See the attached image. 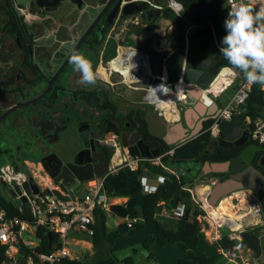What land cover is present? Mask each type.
<instances>
[{
	"label": "flooded vegetation",
	"instance_id": "af4514ba",
	"mask_svg": "<svg viewBox=\"0 0 264 264\" xmlns=\"http://www.w3.org/2000/svg\"><path fill=\"white\" fill-rule=\"evenodd\" d=\"M150 1L162 5L161 0ZM117 2L118 0L27 1V9L36 14L34 22L37 27L22 32L25 47H13L11 54L12 58L17 60L23 53L27 55L29 63L23 67L12 65L10 72L15 74L21 71L25 78L16 77L15 85L21 89L17 93L19 97H0V115L12 106L36 98L82 37L84 39L75 52L82 53L91 60L96 83H79L80 73L73 70L74 66L69 60L44 96L11 112L0 122V163L6 161L24 169L31 166L38 169L37 177H40L41 182L61 186V181L57 182L55 175L51 177V164L47 160L41 162V158L50 156V160H57V156L63 159L64 163H73L74 156L82 151V158L88 155L92 164L98 163V159L102 161L104 154L109 167L111 159L115 156L133 157L123 146L124 143L136 144V148L130 146L134 152L140 151L138 141L147 145L149 150L159 149L158 146L162 145L165 128L161 115L152 112V109L144 104L143 97L138 95L143 91L142 87L132 83L130 88L126 89L123 88V83L126 82L124 79L119 77L121 80H114L116 74L107 71L110 59L106 60L105 57L113 51L116 53L118 47L142 50L148 40H141L143 45L137 46L135 36L146 31L155 33L158 27L154 28L153 25L163 17L160 15L154 19L152 16L149 20L145 17L146 25L143 26V19L137 15L122 17L120 7L116 6ZM112 14L117 15L113 18ZM110 21H113V24L108 27L107 22ZM159 41L161 49L167 45L173 47L174 41L165 34ZM212 57L213 55L210 58ZM213 68H217L216 62L213 63ZM150 123L157 124L160 131L153 132ZM204 125L205 123L203 127ZM242 129L248 131L245 124ZM237 134L238 129L225 135L223 139L217 135L213 138L209 154L219 155L218 149L229 153L233 151L235 155L228 159L232 160L239 156L246 146H258L253 140L245 145L236 144ZM261 149L258 146L250 164L264 175V152ZM66 155L70 157L66 159ZM204 162L199 163L202 166ZM241 166V163L235 162L234 174L239 173ZM208 173L218 180L231 175L229 170ZM6 188L8 187L2 185L4 193ZM203 190L207 191L206 188ZM244 190L247 189L237 191ZM248 191L255 201L259 200L257 191ZM259 227L264 232L263 222ZM257 228H254L253 232L258 233Z\"/></svg>",
	"mask_w": 264,
	"mask_h": 264
},
{
	"label": "trees",
	"instance_id": "16d2710c",
	"mask_svg": "<svg viewBox=\"0 0 264 264\" xmlns=\"http://www.w3.org/2000/svg\"><path fill=\"white\" fill-rule=\"evenodd\" d=\"M168 0H161L163 8L161 16L164 19L172 20L174 15L166 6ZM181 6V17L183 23L188 21L194 26V29L189 34L188 39L195 43L201 50L209 51L213 56L220 53L214 40L212 25L219 16L222 9L221 2L218 0H176ZM22 7V5H20ZM0 10L4 15V19L0 20V31L14 38V47L18 48L22 45V32H27V29H33L27 25L23 16H17L10 0H4L3 5H0ZM21 22V23H20ZM23 27V28H22ZM179 33L177 36L182 35ZM176 36V39L178 37ZM172 39V36H170ZM173 42V40H172ZM5 47L1 49L0 54V97L3 95H13L11 98H17L20 87L16 84L17 79L25 78L23 72L11 73L12 65H28L29 59L27 55L21 53L20 57L15 60L12 58V52L5 53ZM115 55V51L107 55L105 59H111ZM163 56L159 55L156 58H151V66L153 73L159 75L161 73ZM7 62L11 65L6 66ZM216 66L231 67L224 57H220L216 61ZM232 68V67H231ZM21 74V75H20ZM150 108V107H149ZM152 109V108H151ZM243 113L249 116L252 120L256 118H264V89L259 85H251L245 100V109ZM211 120L205 122L206 129ZM203 129V130H204ZM201 131L199 135L187 141L180 146H172L164 141L158 146L159 151L174 149L171 155L161 157L160 163L150 161H141L139 168L131 170L128 166L121 165L114 172L108 173L103 182V189L110 198L126 197L127 201L123 204H113L108 210H94V222L91 225L90 233L77 232V239L90 242L92 252H84L72 260H66L64 264H135L132 257H126L122 260L117 259L112 255V246L116 239L120 238L125 233L135 232L146 227L152 221H156L152 232L142 241V247L147 251L148 259H155L152 247L161 248L166 245H178L186 254L180 257L178 264H223L219 261L221 255L218 254V249L229 248L233 245V240H230L226 235L222 239L211 243L215 254L208 255L202 251L200 247L205 244L206 237L200 231L198 216L202 214L200 206L193 201L192 195L187 188V180L184 176L171 172L168 169L169 165H175L185 160H193L195 162L210 161H225L235 153H229L226 150L218 149L219 155H210L209 149L213 142V137L207 131ZM264 152V145H258ZM148 171L152 177L163 176L164 180L157 190L153 193L143 192L141 185V174L143 171ZM19 205L11 200H7L0 196V209L4 210L8 216H17L23 220H31L27 204H22L23 212H20ZM184 206L183 213L174 220L169 218L164 221H157L156 216L164 208L170 216L175 214ZM109 215L119 218L117 226L110 230L107 226ZM137 219L132 223L131 227L127 226V220ZM173 224V225H172ZM39 240L38 246L34 249L37 253H49L59 246L57 237L54 233L44 229H38L36 232ZM5 246L0 244V260L4 258ZM25 253H31L26 246H22ZM222 258V257H221Z\"/></svg>",
	"mask_w": 264,
	"mask_h": 264
},
{
	"label": "built area",
	"instance_id": "2783aa9c",
	"mask_svg": "<svg viewBox=\"0 0 264 264\" xmlns=\"http://www.w3.org/2000/svg\"><path fill=\"white\" fill-rule=\"evenodd\" d=\"M221 2L222 9L226 16L231 5L238 0H218ZM247 2V0H245ZM154 8H163L157 4L151 3ZM166 6L171 10L172 14L179 19L181 17V4L176 0H168ZM14 8L19 16L25 17L24 20L34 22L36 20V14H31L28 9L19 4H14ZM187 27L184 35L188 37L189 31L194 28L188 21H186ZM135 50H139L143 53L140 55ZM1 51V42H0ZM1 54V52H0ZM128 55H136L140 57L141 62H131L127 59ZM114 63L116 67L111 66ZM148 57L140 49L123 48L118 47L115 55L110 59L107 71L116 74L126 81L124 74L121 73V68L129 66L128 76L132 83L142 82L145 87L144 91V104L156 111L163 103L169 104L168 101H172L173 104L176 101H180L185 96L187 89L192 86L186 82H180L176 86L178 89H174L172 83L165 77L157 76L153 73L152 66L149 67ZM138 64V65H136ZM151 65V63H150ZM162 66L164 68L163 62ZM221 74V76H220ZM240 78V72L238 69L231 67H221L217 74V77L210 85V87L202 91L203 102L206 106L211 105L216 101L219 96L225 92L229 87L234 85V82ZM135 81V82H134ZM131 83V84H132ZM176 84V83H174ZM249 85L245 78L239 79V82L235 85L232 94L226 99L224 103L220 105L218 114L211 119V123L204 130L210 133L215 138L217 136L218 124L222 121H228L233 115H238L241 110L239 105L245 104V100L250 90ZM180 88V91H179ZM179 91V92H178ZM178 92V94H175ZM175 96V97H174ZM245 125L249 132L250 138L257 145H264V118H256L252 120L249 116L245 115ZM174 149L164 150L163 153L152 159L149 158H137V157H123L119 159V166H128L131 170L139 168L141 161H150L153 163H160L161 157L165 155H171ZM118 166V167H119ZM114 172V171H111ZM38 175V174H37ZM36 177V180L32 178L30 181V174L27 171L17 169L12 165H4L0 167V181L6 182L9 186L12 183L17 184L21 188V193L15 198L19 202V210L23 212L21 207L24 204L20 197L26 198L25 204H27L28 211L31 220H23L17 216H8L7 213L0 209V244L5 246L4 258L0 260V264H64L66 260H72L77 256H74L73 246L76 242L85 241L77 239L75 233L88 232L90 233L91 225L94 222V210L98 208L100 210H108L109 196L103 189V182L106 177L92 178L86 181H81V188L79 193L74 197L69 195V189L61 186H56L50 183H44L40 181V177ZM141 185L143 192L153 193L157 190L158 186L163 183L164 177L156 175L152 177L148 171H143L141 174ZM28 184V188L24 184ZM36 184L38 192L34 193L31 184ZM57 190L62 194L65 200L58 198L56 195L46 193V190ZM192 195V199L202 209V214L198 216V222L201 225H206L209 229V238L211 241L216 242L222 239L223 235H226L230 240H233V245L229 248L218 249V254L224 259L223 264H258L253 262L246 255V246L243 239L240 236V232L248 224L256 223L254 220L250 221L247 213L250 210L248 206V200L244 198V191L233 192L225 201L227 202L228 210L230 209L236 217L237 227L230 225L228 214H219V212L210 211L211 204L204 197L203 200H197L193 195L190 188H187ZM85 192V195H82ZM250 193V192H249ZM251 194V193H250ZM252 195V194H251ZM239 200L238 204H233L232 199ZM253 205V204H252ZM184 206H181L178 210H175V216L179 217L183 213ZM253 208L254 205H253ZM256 210V209H255ZM259 221V216L257 214ZM254 219V218H253ZM249 220V221H248ZM137 219L127 220V226L131 227L132 223ZM38 229H44L48 232H52L56 235L59 246L50 251L49 253H37L34 249L38 246L39 240L36 232ZM222 229H226L223 231ZM27 233V234H26ZM23 235L30 236L31 240H24ZM74 243V244H72ZM22 246L28 247L32 250L31 253H25Z\"/></svg>",
	"mask_w": 264,
	"mask_h": 264
},
{
	"label": "water",
	"instance_id": "95a60500",
	"mask_svg": "<svg viewBox=\"0 0 264 264\" xmlns=\"http://www.w3.org/2000/svg\"><path fill=\"white\" fill-rule=\"evenodd\" d=\"M116 6L118 8L120 7L122 17L137 15L142 18L144 21L142 24L143 26L146 25L145 17L147 20H149L152 16L154 17V19H156L161 15L158 8H154L151 6L150 0H118ZM116 15L117 14H112V17L115 18ZM112 24L113 21L107 22L108 27H110ZM83 39L84 37L81 38L80 42ZM79 43L65 58L55 74L50 79H48L46 88L33 100L12 106L8 110L3 112L0 115V122L5 119L11 112L23 108L32 103L34 100L40 99L42 96H44L50 89L51 85L60 74L66 63L69 62L70 56L77 49ZM173 46L174 47L167 45L164 49H162V52L164 53L163 65L165 73L167 75V79H169V81L172 83L173 88L180 82H186L197 88V90H193L196 95L199 94L200 91L208 89L210 85L214 83L220 69L218 67L213 68V63L216 62L222 56V54L217 53L212 58H198L190 56L186 52V44H180L179 40L177 39L174 40ZM135 51L140 55H143L141 51ZM174 89H178V86H176V88ZM196 108L200 112H202L203 110V107L201 105H198ZM239 108L241 110H244L245 104L241 103L239 105ZM206 110V115H209L210 117L200 118L197 122L196 127L191 129L190 132H188V128H185L182 122L167 124L163 135V140L165 141V143L172 146H180L196 137L199 134L200 129L203 127L202 122L205 119L211 120L218 114L219 104L214 101L210 106L206 107ZM244 119L245 114L243 112H240L238 115H233L230 120L220 122L218 124L217 135L220 137V139H223L225 135L231 134L233 131H235V129H238L239 134L235 136L237 137L235 143L238 145H245L249 143L252 140L249 136V132L242 129L245 124ZM132 145L133 143L123 144V146L127 148L129 155L133 157L152 159L154 157H157L160 153L159 149L149 150L147 145L141 144L139 141L137 145L140 151L134 152L130 147ZM135 145L136 144H134L132 147L136 148ZM257 149L258 146L255 145L246 146L241 151V154L233 158L232 160L218 162L205 161L203 164V172L218 173L229 170V172L231 173L229 177L226 176L224 178H220L219 180L217 179L210 186L207 192V201L211 204H216L221 200L227 199L233 192L237 191L238 189H247L244 190V198L254 205L260 222L245 226L244 229L240 232V236L243 239L246 248L254 254L256 260L258 261V264H264V232L263 229L259 227L261 221L264 223V175L250 164L252 155ZM86 151L88 152L89 150L86 149ZM81 154H83L82 151L78 152L74 156L73 163H64V160L58 158L57 156V160H50V156H47L45 158L43 157L40 160L41 162L47 160V162L51 164L49 167V169L53 171L51 177L55 175L56 181H61V187H63L64 189H69V195L71 197H74L79 193V190L81 188V184H79V182L86 181L94 177L100 178L110 172V168L106 164L104 154L102 156V161L98 159V163L96 164H92L90 162L88 155L87 157L82 158ZM69 157L70 155H66V159H68ZM235 162H239L242 165L238 174H234V172H236L234 168ZM17 169L18 167H16V170ZM31 180L32 178H30V181ZM0 183L3 186H8V194L13 198H16L21 193V188L15 183H12L11 186L7 185V183L3 181H0ZM27 185V183L24 184L25 188L29 187ZM31 188L34 193L38 192L36 184L32 183ZM248 190L257 191L259 200L255 201ZM46 193L56 195L62 200L67 199L55 189L50 191L46 190ZM82 195L84 196L85 192H82ZM20 200L23 203L26 202V198L24 196H21ZM232 203L236 205L239 203V200L233 198ZM254 228L259 229V232H253Z\"/></svg>",
	"mask_w": 264,
	"mask_h": 264
},
{
	"label": "rangeland",
	"instance_id": "374dc122",
	"mask_svg": "<svg viewBox=\"0 0 264 264\" xmlns=\"http://www.w3.org/2000/svg\"><path fill=\"white\" fill-rule=\"evenodd\" d=\"M12 3H13V6L14 4H19V5H22L24 7H26V3L28 0H10ZM15 2V3H14ZM4 3V0H0V5L2 6ZM27 8V7H26ZM29 11V10H28ZM31 14H35L31 11H29ZM3 13L1 12L0 10V20L4 19V15H2ZM25 18V17H24ZM226 19V15L223 11V9H221L220 11V14L219 16L216 18V20L214 21V26H213V33H214V36L215 38L218 37V41L221 43V40L223 38V36L226 35V30H225V27H224V21ZM26 22H28V24H32V23H29L30 21H27V20H24ZM157 20L156 24L153 25L154 28L161 26L162 27V30L164 32V34L168 33V29L170 26L173 27V31L176 32V33H180L182 32L183 29H185L187 27V24H183L181 22V19H179L178 17L174 16L172 18V20H170L167 24L164 22V21H161ZM221 21L223 22V25L221 26ZM216 22V23H215ZM2 22L0 21V24ZM220 23V24H219ZM30 26V25H29ZM32 28V27H31ZM153 28V29H154ZM152 29V28H151ZM141 31V29L139 30V32ZM153 31V30H152ZM0 34H1V38L3 39V42L6 44V50H8V52H11L14 45H13V41H14V38L10 35H6L5 33H2L0 31ZM164 34H160V35H157L155 33H151L150 32V35H148L149 37L147 38L148 40V43H145V44H148L146 46L150 47L152 49V54L153 56H151L152 58H156L158 57L159 55L163 56L164 53L162 52V49L160 48V45H159V39H161L162 37H164ZM184 33L182 34L181 38H182V41L184 42L185 40H187V36H183ZM167 36V34L165 35ZM137 47V46H136ZM164 49V48H163ZM189 53L190 55H194V56H208V55H212L209 51H203L201 50L195 43L193 42H189ZM9 65H11L10 62H7L6 66L8 67ZM99 69H101L99 67ZM116 79L119 81L121 80L119 77H117L116 75H114V80L116 81ZM133 81H131L130 79L126 80L125 83H123V88H126V89H129V85H131ZM135 82V81H134ZM137 83V84H136ZM135 85H137L138 87H145L144 83H140V82H136ZM237 84V81L234 82V85ZM140 85V86H139ZM233 87V86H232ZM140 91V90H139ZM230 91L231 89L229 88L226 92H224L221 97L223 99H227L230 95ZM140 94V96H144V91H140V93H138V95ZM141 100V98H140ZM199 103V101H197L195 103V105H197ZM151 110V108H150ZM152 112H159V111H156L154 109L151 110ZM165 116V115H164ZM168 117H170V114L169 115H166ZM165 118V117H164ZM189 118V117H188ZM194 119V118H193ZM189 121H190V118H189ZM192 122H194V120L191 119ZM150 126V129L153 131V132H159L160 131V127L155 124V123H150L149 124ZM173 171H175L176 173L178 174H184V175H187L185 176L186 179H194L196 178V183L198 184V186H200V184H205L207 185L205 188L208 189V187H210V185H212V183H214L217 178L213 175H210L211 173H208L207 174H203L200 170V163L199 162H195L193 160H185L181 163H178V164H175V165H169ZM109 167L111 169V162L109 164ZM113 167V166H112ZM116 167V166H115ZM205 173V172H204ZM201 176H203L204 178L202 179ZM8 187V186H7ZM201 187V186H200ZM204 188H199L198 189V192H201V191H204L203 190ZM7 190L8 188H6V192L4 193V189H2V184L0 183V196L7 199V200H11L15 203H17L19 205V202L11 197L8 193H7ZM248 206L250 208H253V205L251 204V202H248ZM162 213V210L159 214ZM163 217V216H162ZM162 217H159V218H162ZM165 220L169 219L170 217H163ZM175 220V218H172V222ZM257 217L254 218V221L255 222H260V221H257ZM119 218H116V217H111L109 215L108 217V221H107V226L110 230H113L117 224L119 223ZM262 222V221H261ZM261 224V223H260ZM249 225V224H248ZM237 227V224L236 226ZM262 227V226H261ZM260 227V228H261ZM199 228H200V231L204 234V236L206 237V239L211 242V239L209 238V229L207 228L206 225H201V223H199ZM150 227H147L144 229H140L138 230L137 232H127L125 236H123L122 238H120L119 240L115 241L113 247H112V255L114 257H116L117 259L119 260H122L126 257H132L133 260H134V263L135 264H156V260L158 262V264H178L177 263V259L175 258V255L174 253H171L172 251L171 250H180V248L178 247V245H167L163 248H159V249H156V248H153V252L155 254V259H148L146 258L147 256V251L142 247V239L143 237L146 235V234H149L150 233ZM223 231H226V229H222ZM27 234V233H26ZM23 239L24 240H31L30 236H25L23 235ZM74 244V243H72ZM80 244V245H78ZM76 245H72L73 246V251H74V256H78L84 252H87V251H84V247L81 246L82 243H78ZM172 246V247H171ZM178 248V249H177ZM200 249L203 251V247ZM92 248H89V251L88 252H91ZM206 252L208 254L211 253V250L208 249L206 250ZM247 254H249V259L253 262H256V258L253 256L252 252L249 251L247 249ZM220 262L224 263V259L220 257L219 259ZM258 262V261H257Z\"/></svg>",
	"mask_w": 264,
	"mask_h": 264
},
{
	"label": "clouds",
	"instance_id": "9594fccd",
	"mask_svg": "<svg viewBox=\"0 0 264 264\" xmlns=\"http://www.w3.org/2000/svg\"><path fill=\"white\" fill-rule=\"evenodd\" d=\"M226 35L219 48L233 69L243 74L249 85L264 89V0H238L231 5L224 21ZM79 83L94 85L96 74L90 59L78 52L70 56Z\"/></svg>",
	"mask_w": 264,
	"mask_h": 264
},
{
	"label": "crops",
	"instance_id": "0c3cea01",
	"mask_svg": "<svg viewBox=\"0 0 264 264\" xmlns=\"http://www.w3.org/2000/svg\"><path fill=\"white\" fill-rule=\"evenodd\" d=\"M224 11V10H223ZM33 13H35V12H33ZM225 13V12H224ZM226 15V14H225ZM227 17V16H226ZM161 21H164L166 24L170 21V20H168V19H164V18H161L160 19ZM160 21V22H161ZM26 22V21H25ZM181 22L183 23V21L181 20ZM27 23V25L29 26L30 25V27H37V23H35V22H29V23H32V24H28V22H26ZM216 23V22H215ZM183 24H186V23H183ZM220 24V23H219ZM223 25V22L221 21V26ZM213 26H214V22H213V25H212V30H213ZM186 29V28H185ZM185 29H183L182 30V32L184 33L185 32ZM194 28H192L190 31H189V33H188V37H189V34L192 32V30H193ZM157 31V32H156ZM156 34H164V32H163V30H162V27L161 26H159V28H157V29H155V31H154ZM167 34V37L170 39V36H172V39H170V40H175L176 39V36L179 34V33H176V32H174L173 31V27L172 26H170L169 27V29H168V33H166ZM165 34V35H166ZM148 35H150V32L149 31H146V32H142L139 36H135V42H136V45L137 46H139V45H143V42H141V40H147V38L149 37ZM213 35H214V33H213ZM181 36L182 35H180L179 37H178V39L177 40H179V42H180V44H186V52L190 55V53H189V42H191L189 39H188V37H187V40H185L184 42L182 41V38H181ZM184 36V35H183ZM214 40H215V44H216V46H217V48L219 49L220 47H222L223 45L218 41V37H216L215 38V36H214ZM0 42H1V49L3 48V46L5 47L6 46V44L3 42V39L1 38V34H0ZM147 43H148V41H147ZM146 45H148V44H145V45H143V49H142V51L144 52V54H146V56L149 58V61L151 62V56H153V54L151 53L152 52V49L150 48V47H148V46H146ZM174 47V46H173ZM5 53L6 52H8V50H6V47H5ZM204 51V50H203ZM190 56H193V57H198V58H209V57H211L210 55H208V56H194V55H190ZM163 57H164V55H163ZM162 61H163V59H162ZM0 62H1V60H0ZM2 63V62H1ZM151 66V65H150ZM157 76H162L163 78L165 77V73H164V68H163V66L161 65V73L159 74V75H157ZM220 76H221V74H220ZM244 78V76H243V74L242 73H240V78H238V80H236L237 81V83L239 82V79H243ZM236 85V84H235ZM235 85H233V87L231 86V87H229L230 89H231V91H230V95L232 94V92H233V90H234V87H235ZM228 88V89H229ZM227 89V90H228ZM193 90H197V88L195 87V86H190L188 89H187V91L185 92V96H184V98H182L180 101H176V103L175 104H173L172 103V101H168V103L169 104H173L174 105V109H170V108H167L166 109V107H160L159 108V114L161 115V117H162V121H163V125H164V128L166 127V125L167 124H174V123H177V122H182L183 124H184V127L185 128H188V131L190 132L191 131V129H193L194 127H196V125H197V122H198V120L200 119V118H208V117H210L209 115H206V107H208V106H206L205 104H204V102H203V98H202V91H200V93L199 94H195L194 92H193ZM226 90V91H227ZM225 91V92H226ZM224 93V92H223ZM222 93V94H223ZM175 94H178V92H176ZM221 94V95H222ZM221 95L219 96V98L216 100V102L219 104V108H220V105L222 104V103H224L225 101H226V99H223L222 97H221ZM229 95V96H230ZM175 97V96H174ZM197 101H199V103L197 104V105H195V103L197 102ZM169 104H167V105H169ZM198 105H201L202 107H203V110H202V112H200V111H198L197 110V106ZM210 106V105H209ZM176 107V108H175ZM170 114V117H168V116H166V115H169ZM165 115V116H164ZM165 117V118H164ZM190 118V121H189V118ZM194 118V119H193ZM191 119L192 120H194V122H192L191 121ZM210 120V119H209ZM208 119H205L203 122H202V125H203V123H205V122H207V121H209ZM204 127H205V125H204ZM204 127H202L201 129H200V132H199V134L201 133V131L203 130V128ZM205 130V129H204ZM203 130V131H204ZM164 131H165V129H164ZM164 134V133H163ZM198 134V135H199ZM123 158V156H115V157H113L112 159H111V171H115L117 168H118V166H119V159H122ZM28 163V162H27ZM4 165H12V166H14L15 167V164H12V163H8V162H6V161H3V162H1L0 163V167L1 166H4ZM113 166V167H112ZM116 166V167H115ZM203 165L201 166L200 165V170H202L201 172L203 173V174H206V173H204L203 172ZM16 168V167H15ZM19 169H21V170H24V171H27L29 174H30V177L31 178H33L34 180H36V175H37V170L38 169H36V168H33V167H29L28 169H24V168H22V167H18ZM110 168V167H109ZM168 169L171 171V172H173V173H176L175 171H173V169L170 167V166H168ZM176 174H178V173H176ZM179 175H182V176H187V175H184L183 173L181 174H179ZM201 178L203 179L204 177L203 176H201ZM186 179V178H185ZM187 181V186L192 190V192H193V195L195 196V198L197 199V200H203L204 199V197L205 198H207V192H208V190H209V188L210 187H208V189H207V191H206V193L205 194H203V195H201L199 192H198V189L199 188H205L207 185H205V184H200V186H198V184L196 183V178H194V179H192V180H190V179H186ZM211 186V185H210ZM110 198V197H109ZM127 201V198L126 197H115V198H110L109 199V208H110V206L111 205H113V204H123V203H125ZM223 200H221V201H219L218 203H216V204H214V205H212L211 207H210V210L212 211V210H215V208L216 209H218V207L217 206H219V203L220 202H222ZM227 207V206H226ZM108 208V209H109ZM228 209V208H227ZM217 211V210H216ZM231 210L229 209V212H230ZM254 211H256L255 210V208H250V210H249V212H248V214H247V216L250 218V217H252V218H255L256 216H257V214L254 212ZM217 212H219V211H217ZM229 212H227V213H224V214H228V216H230L229 215ZM251 212V213H250ZM170 217L171 219L172 218H175V220L176 219H178V217H176L175 216V214L173 215V216H170V214H169V212L166 210V209H162V213L161 214H158L157 216H156V220L157 221H164L165 219L163 218V217ZM159 217H162V218H159ZM155 224H156V221H152L151 223H149L145 228H147V227H150V233L152 232V230H153V228L155 227ZM173 224H174V221H173ZM172 224V225H173ZM144 229V228H143ZM137 232V231H136ZM149 233V234H150ZM149 234H146L144 237H143V239H142V241L149 235ZM126 235V233L124 234V235H122L120 238H122L123 236H125ZM120 238H118V239H116L115 241H117V240H119ZM78 243H82L81 244V246H83L84 247V251H89V248H92V246H91V244H90V242H88V241H80V242H76L74 245H76V244H78ZM115 243V242H114ZM211 243H213V241H211V242H209L207 239L205 240V244L202 246L203 247V251L204 252H206V250H208V249H210L211 250V253L210 254H208L207 252H206V254H208V255H213V254H215V250L212 248V246H211ZM78 245H80V244H78ZM114 245V244H113ZM167 246V245H166ZM172 246H174V245H172ZM171 246V247H172ZM113 247V246H112ZM165 247V246H164ZM179 247V246H178ZM153 248H156L155 246H153L152 247V251H153ZM161 248H163V247H161ZM180 248V250H171L172 252L171 253H174V255H175V258L178 260L180 257H182V256H184L185 254H186V251L185 250H183L181 247H179ZM156 249H159V248H156ZM178 249V248H177ZM247 251V250H246ZM91 252H92V250H91ZM246 253V255H247V257L249 256V254H247V252H245ZM155 255V254H154ZM146 258H147V256H146ZM156 260V259H155ZM156 264H158V262H157V260H156Z\"/></svg>",
	"mask_w": 264,
	"mask_h": 264
},
{
	"label": "bare ground",
	"instance_id": "6f19581e",
	"mask_svg": "<svg viewBox=\"0 0 264 264\" xmlns=\"http://www.w3.org/2000/svg\"><path fill=\"white\" fill-rule=\"evenodd\" d=\"M127 57V59L129 60V61H131V62H137L138 63V61L139 62H141V59H140V57H138V56H136V55H128V56H126ZM114 65V67H116V65L114 64V63H112L111 64V66H113ZM149 67H150V65H149ZM119 69L121 70V73L122 74H124V77L125 78H129V76H128V69H129V66H127V67H125V68H121V67H119ZM105 70V69H104ZM179 91H180V88H179ZM178 91V92H179ZM161 107H166V109L167 108H170V109H174V105L173 104H169V105H167V104H165V103H163L162 105H161ZM201 195H203V194H205L206 193V191H201V192H199ZM226 205H227V202L225 201V200H223L222 202H220L219 203V206H217L218 207V209H216L215 208V210L214 211H219V214H224V213H227V212H229V210L227 209L228 207H226ZM253 209V208H252ZM211 211V210H210ZM211 212H213V210L211 211ZM256 214H257V212L256 211H254ZM251 213V212H250ZM248 214V213H247ZM229 220H230V225L232 226V227H235L236 226V218H239L238 216L236 217L232 212H229ZM249 220L250 221H252V220H254L252 217H250L249 218ZM248 220V221H249ZM258 221V220H257Z\"/></svg>",
	"mask_w": 264,
	"mask_h": 264
}]
</instances>
